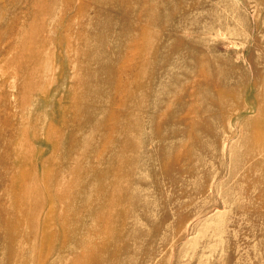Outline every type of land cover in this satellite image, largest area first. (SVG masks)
I'll return each mask as SVG.
<instances>
[{"label": "rangeland", "instance_id": "rangeland-1", "mask_svg": "<svg viewBox=\"0 0 264 264\" xmlns=\"http://www.w3.org/2000/svg\"><path fill=\"white\" fill-rule=\"evenodd\" d=\"M0 264H264V0H0Z\"/></svg>", "mask_w": 264, "mask_h": 264}, {"label": "bare ground", "instance_id": "bare-ground-1", "mask_svg": "<svg viewBox=\"0 0 264 264\" xmlns=\"http://www.w3.org/2000/svg\"><path fill=\"white\" fill-rule=\"evenodd\" d=\"M67 3V2H66ZM35 141V140H34ZM29 153V152H28Z\"/></svg>", "mask_w": 264, "mask_h": 264}]
</instances>
